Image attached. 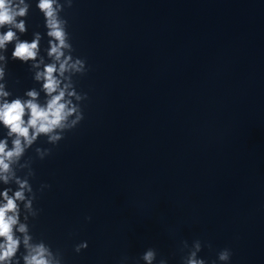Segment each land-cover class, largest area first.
<instances>
[{
    "label": "clouds",
    "instance_id": "1",
    "mask_svg": "<svg viewBox=\"0 0 264 264\" xmlns=\"http://www.w3.org/2000/svg\"><path fill=\"white\" fill-rule=\"evenodd\" d=\"M72 6L73 0H36L46 32H33L29 41L21 37L28 32L31 0H0V127L6 130L0 138V185L4 186L0 189V264H64L59 249L53 250L44 239L32 234L31 221L41 209L35 206L37 191L31 183L35 176L33 159L25 156L41 137L57 146L65 133L84 119L81 104L88 96L77 91L74 77L86 75L89 69L86 59L74 55L69 23L61 15ZM45 36L47 47L42 55L41 41ZM9 45L13 46L11 60L29 65L33 81L40 85L38 89H27L22 96H14L8 89ZM34 151L41 160L52 153L51 148L36 147ZM50 187L41 184L38 191ZM87 247L88 242L81 241L74 251L80 253ZM202 247L199 239L191 245L182 241L181 264H208L199 256ZM231 256V250L224 248L217 253V260L228 264ZM157 257V250L149 247L139 260L144 264H168ZM128 259L122 257L120 264H127Z\"/></svg>",
    "mask_w": 264,
    "mask_h": 264
}]
</instances>
